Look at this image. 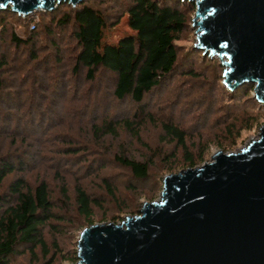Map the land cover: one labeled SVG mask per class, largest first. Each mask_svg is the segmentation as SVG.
Listing matches in <instances>:
<instances>
[{
	"label": "rangeland",
	"instance_id": "obj_1",
	"mask_svg": "<svg viewBox=\"0 0 264 264\" xmlns=\"http://www.w3.org/2000/svg\"><path fill=\"white\" fill-rule=\"evenodd\" d=\"M101 2L98 0L93 5L117 22L112 28L101 25L96 45L98 55L105 46L117 47L123 38L136 36L129 27V16L120 8L121 0H108L103 5ZM179 9L186 21L181 38L175 43L179 56L176 70L168 82L146 98V106L140 108L130 99H114L105 75L92 84H84L80 78L75 90H69H73L74 96L71 97L72 92H68L65 107L57 104V100L53 101V106L59 111L69 112V107L80 109L85 103L86 112L78 118L65 114L46 135L28 138L23 146L20 145L29 167L10 175L6 183L15 177H22L30 186L45 182L51 192L53 213L59 219L50 220L42 230L45 250L37 247L30 253L19 247L20 254L13 256L10 264H76L78 235L83 229L94 224L120 225L124 218L139 215L143 202L158 201L162 179L191 168L184 162L181 150L166 138L162 122L177 124L184 130L188 151L195 160L199 153L203 154L192 168L209 163L211 156L218 151L237 153L258 139L259 130L264 126V105L254 98V85H240L233 91L229 89L223 77L226 59L221 61L217 55H210L196 47L194 3L184 0ZM40 12L45 11L37 13ZM40 19L34 15L31 21L20 22L18 26L17 21H12L17 34L24 37L25 30L33 31ZM60 44L62 55L69 57L71 44L66 35ZM38 45L46 48V38ZM25 50H14L9 43L0 50L8 58L6 76L9 79L26 82L27 74L31 73V66L20 60ZM190 72L194 75L190 76ZM40 81L47 85V77L42 76ZM29 84L26 83V86L29 87ZM136 114L138 118L134 120ZM106 115H109L108 120L117 123L123 119L143 122L138 129V137L119 129L114 137L96 138L91 127L100 125V118ZM10 140L11 136L0 134L1 151L7 152ZM116 156L148 161L149 179L141 183L132 182L129 171L116 163ZM131 185L135 190L130 189ZM77 187L97 203L92 206L90 218L81 216L77 211ZM63 189L67 198L62 195Z\"/></svg>",
	"mask_w": 264,
	"mask_h": 264
},
{
	"label": "trees",
	"instance_id": "obj_2",
	"mask_svg": "<svg viewBox=\"0 0 264 264\" xmlns=\"http://www.w3.org/2000/svg\"><path fill=\"white\" fill-rule=\"evenodd\" d=\"M96 1L83 0L76 7L61 3L52 11L36 13L25 19L10 9L0 11V50L6 43L14 50L26 49L20 60L32 68L26 82L9 79L6 76L8 58L0 52V134L11 136L7 152L0 149V264H10L11 258L20 254L19 247L30 253L37 247L45 250L42 230L50 220L59 219L53 213L51 192L45 182L30 186L22 177H15L6 183L10 175L29 167L24 149L20 150L26 139L46 135L65 114L78 118L86 112L85 103L80 109L69 107L68 112L55 109L53 101L57 100V104L65 107L68 92L75 90L78 79L81 78L84 84H92L105 75L114 99H130L134 105L143 108L146 98L168 82L176 70L179 56L175 43L181 38L186 21L179 5L184 0H121L120 8L129 16V27L136 36L123 38L117 47L105 46L100 55L96 50L99 29L101 25L112 28L117 20L113 22L106 17L93 5ZM101 1L103 5L108 0ZM34 15L41 18L40 23L33 31L25 30L24 37L18 35L12 20L17 21L18 26L20 22L31 21ZM65 35L71 44L69 57L62 55L60 49ZM44 38L46 48L38 45ZM42 76L47 77L45 86L40 81ZM107 118L109 115L101 117V124L91 127L96 138L114 137L119 129L138 137L143 122L123 119L117 123ZM137 118L138 114L134 120ZM161 128L168 141L181 150L184 162L191 168L202 159L203 154L199 153L195 160L188 151L187 137L180 126L162 122ZM114 158L129 171L132 182L149 179L148 161ZM130 189L135 190V187L131 185ZM62 195L67 198L64 189ZM75 195L78 213L90 218L96 201L79 187L75 189Z\"/></svg>",
	"mask_w": 264,
	"mask_h": 264
},
{
	"label": "water",
	"instance_id": "obj_3",
	"mask_svg": "<svg viewBox=\"0 0 264 264\" xmlns=\"http://www.w3.org/2000/svg\"><path fill=\"white\" fill-rule=\"evenodd\" d=\"M82 1L0 0V11L27 17ZM188 1L196 47L226 59L231 91L254 85L264 105V0ZM138 214L83 229L76 264H264V126L239 152L165 176L159 200Z\"/></svg>",
	"mask_w": 264,
	"mask_h": 264
},
{
	"label": "snow or ice",
	"instance_id": "obj_4",
	"mask_svg": "<svg viewBox=\"0 0 264 264\" xmlns=\"http://www.w3.org/2000/svg\"><path fill=\"white\" fill-rule=\"evenodd\" d=\"M0 7H2V5H0Z\"/></svg>",
	"mask_w": 264,
	"mask_h": 264
},
{
	"label": "bare ground",
	"instance_id": "obj_5",
	"mask_svg": "<svg viewBox=\"0 0 264 264\" xmlns=\"http://www.w3.org/2000/svg\"><path fill=\"white\" fill-rule=\"evenodd\" d=\"M231 88H233V87H231Z\"/></svg>",
	"mask_w": 264,
	"mask_h": 264
}]
</instances>
